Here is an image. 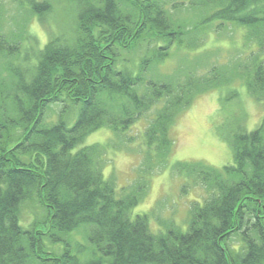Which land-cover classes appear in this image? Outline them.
<instances>
[{
  "label": "trees",
  "instance_id": "16d2710c",
  "mask_svg": "<svg viewBox=\"0 0 264 264\" xmlns=\"http://www.w3.org/2000/svg\"><path fill=\"white\" fill-rule=\"evenodd\" d=\"M12 1L42 25L57 2L67 22L33 45L30 21L9 33L0 1V57L21 48L25 58L28 50L35 56L32 64H4L9 82L0 71V264H264V114L250 130L235 115L227 136L232 164H170L171 128L197 96L218 91L224 110L239 94L225 88L240 81L264 106V0ZM186 9L197 14L183 18ZM18 16H11L15 25ZM233 25L244 31L241 51L250 53L202 59L209 36ZM179 51L181 63L162 70ZM53 103L76 108L72 125L66 115L47 116ZM142 117L145 160L119 188L105 177L106 157L129 142L125 132ZM101 128L113 137L84 144ZM167 167L188 180L185 192L200 184L206 194L190 203L183 223L166 219L155 231L151 213L132 210L154 171Z\"/></svg>",
  "mask_w": 264,
  "mask_h": 264
},
{
  "label": "rangeland",
  "instance_id": "374dc122",
  "mask_svg": "<svg viewBox=\"0 0 264 264\" xmlns=\"http://www.w3.org/2000/svg\"><path fill=\"white\" fill-rule=\"evenodd\" d=\"M3 4V10L6 11L5 19L7 21V30L9 33L21 31L20 24L30 22L27 29L35 36L33 45L43 46L54 34L61 31V26L67 22L65 10L62 11L61 4H54V12L50 17V21L46 25H42L36 17L23 16V13H17L16 5L12 0H0ZM58 1V0H57ZM183 18H190L197 14L195 10L182 11ZM16 13V14H15ZM18 16V23L12 22L11 16ZM16 30H15V29ZM243 29L232 26L217 36L212 33L205 49H202V59H210L214 61L226 62L228 59L237 58L238 54L247 56L250 51L241 48L244 43ZM36 43V44H35ZM251 49L255 46L250 44ZM189 55L193 58L195 54ZM25 50L21 51L15 57H0L1 79L9 82L10 75L6 70H2L3 65L14 64L19 61L32 64L35 62V56L32 50H28L25 58ZM185 58V52H174L164 65L160 67L164 71H171L172 68ZM202 59L200 61H202ZM217 59V60H216ZM218 61V62H219ZM234 88L239 94L233 97L227 104L226 109H221L220 93L211 91L197 96L193 104L185 111L181 112L176 122L171 128V137L174 140V149L171 154L170 164L177 161H203L213 167L222 168L225 165L232 164L233 151L227 141V136L232 133L236 127L235 115L240 117L242 128L247 130L253 129L261 120L264 114V106L261 102L251 97L244 83L235 81L230 87L225 88L224 94ZM10 104V103H8ZM62 104H51L47 116L58 119L60 115H66L69 125L76 120L77 115L74 111L76 108H66L62 111ZM78 112V109H77ZM61 116V117H62ZM147 117L140 118L130 130L125 132L124 138L129 142L120 143L119 148L110 150L106 157L104 166L105 177L115 180L119 188L129 185L137 177V172L141 169L146 156L147 147L144 142V132L148 121ZM18 131L16 133L19 134ZM113 137V132L109 128H101L89 134L84 144L106 143ZM187 179L178 176L175 172H171L170 168L161 170L158 168L150 177V188L146 198L132 210V215L137 213L152 214V228L157 231L160 228V221L166 219H174L178 223H183L187 216L190 203L194 200L202 201L206 194L204 188L200 184L193 185L188 191L183 190V186L187 183ZM43 215L40 213V218ZM22 219L25 224L31 222L32 214L29 210L22 212Z\"/></svg>",
  "mask_w": 264,
  "mask_h": 264
}]
</instances>
